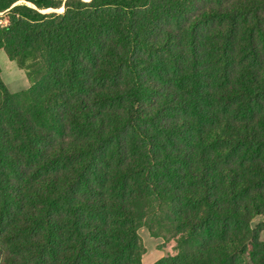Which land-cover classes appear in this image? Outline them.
Returning a JSON list of instances; mask_svg holds the SVG:
<instances>
[{
    "label": "trees",
    "instance_id": "1",
    "mask_svg": "<svg viewBox=\"0 0 264 264\" xmlns=\"http://www.w3.org/2000/svg\"><path fill=\"white\" fill-rule=\"evenodd\" d=\"M0 14L32 83L0 67V264H142L143 226L175 244L156 264H264V0Z\"/></svg>",
    "mask_w": 264,
    "mask_h": 264
},
{
    "label": "rangeland",
    "instance_id": "2",
    "mask_svg": "<svg viewBox=\"0 0 264 264\" xmlns=\"http://www.w3.org/2000/svg\"><path fill=\"white\" fill-rule=\"evenodd\" d=\"M88 1V0H85ZM62 13L60 11H47L45 13ZM1 24L8 25V16L0 14ZM0 67L2 69V79L9 87L12 93H17L22 90L29 89L32 86L31 81L27 76V71L20 69L17 62L11 61L5 51H0ZM38 74L34 75L32 81L36 80ZM254 226L260 225L264 229V219L258 218L255 220ZM139 235L143 245L142 264H156L160 260L175 254V244L166 243L162 238L155 237L150 230L143 226L139 230ZM264 240V233L262 234Z\"/></svg>",
    "mask_w": 264,
    "mask_h": 264
},
{
    "label": "crops",
    "instance_id": "3",
    "mask_svg": "<svg viewBox=\"0 0 264 264\" xmlns=\"http://www.w3.org/2000/svg\"><path fill=\"white\" fill-rule=\"evenodd\" d=\"M9 88V87H8ZM11 91V90H10Z\"/></svg>",
    "mask_w": 264,
    "mask_h": 264
}]
</instances>
